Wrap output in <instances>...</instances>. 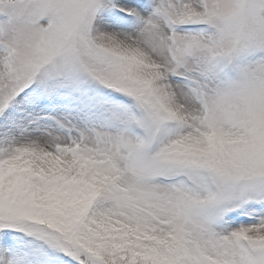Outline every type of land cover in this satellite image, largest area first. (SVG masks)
<instances>
[{
  "label": "snow or ice",
  "instance_id": "1",
  "mask_svg": "<svg viewBox=\"0 0 264 264\" xmlns=\"http://www.w3.org/2000/svg\"><path fill=\"white\" fill-rule=\"evenodd\" d=\"M0 264H264V0H0Z\"/></svg>",
  "mask_w": 264,
  "mask_h": 264
}]
</instances>
